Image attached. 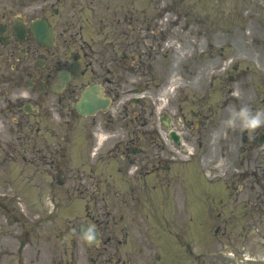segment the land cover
<instances>
[{"label":"rangeland","instance_id":"rangeland-1","mask_svg":"<svg viewBox=\"0 0 264 264\" xmlns=\"http://www.w3.org/2000/svg\"><path fill=\"white\" fill-rule=\"evenodd\" d=\"M70 1L65 0L64 3H60V7L66 6L69 14L73 15ZM80 1L78 5H83L86 9L85 13L80 12L77 18L86 15L96 19L104 18L102 23L105 27L107 24L106 29L112 25L110 29L115 31V48L111 43L103 42L98 46L102 52V59L109 58L114 50L118 54L121 44L127 45L128 34L125 33L127 26L122 24L123 27L120 28L116 24L119 23L116 22V18L120 17V13L131 11L128 23L133 19V25L130 24L132 48L144 50L150 55V71L154 74L156 70L153 67L161 65L163 55L168 58L165 66L164 88L171 83L168 81L171 77L170 73L174 71V79L181 82L182 88L179 86L169 100L165 101V109L169 104L173 108L181 104L189 109L190 105L183 103L189 96L194 97L196 104L210 117L201 137L194 135V132L199 130L197 128H190L187 131V143L192 144L189 145L187 153L184 155L176 153L177 158H174V161L182 164L178 165L179 179L172 192L179 194V187L181 190L190 188L192 193L189 215L187 213L185 216L183 212H176L175 218L178 221L180 216L181 223L184 221L180 228V235L187 236L190 241L193 236L195 237L196 264H264V145L240 143L241 130L239 129H233L230 134L231 139L225 138L224 133L227 128L223 124L233 107L247 105L254 112L264 110V0ZM23 3L36 15L47 13L43 5L45 0H30V2L29 0H0V22L4 15L7 16V22H10L13 14L25 11L22 9ZM165 6L169 8H164ZM111 18H115L114 24ZM161 27H163V33L166 29L172 28L177 35L168 36L167 39L162 40L159 36ZM93 28H95L94 25ZM98 33L99 29H93L85 36L86 38L95 37ZM105 36L106 33H103L96 39L100 41ZM151 39L154 44L151 43ZM160 44L164 50L159 51L155 48ZM170 46H172L171 49ZM152 50L159 53L158 56H154ZM201 50H203L202 54L199 53ZM119 63L121 62L117 60L116 67L111 66V69L116 72L118 69L120 76L124 72L127 74V69L125 71ZM69 65H72L71 60ZM183 67L189 68V71L183 70ZM2 73L8 77L11 75V69L7 66L3 49H0V205H11L12 210L11 213H7L0 206V220L13 222L16 217L21 220V223L24 222L25 226L23 227L22 224L20 227L15 226L14 230L17 229L20 235L17 238L16 234L14 236L7 234L9 232L6 230L9 228L4 224L5 244L4 248L0 249V264H37L38 255L34 247L37 243L43 253V255L41 253L43 260L38 264H50L55 255L59 256L63 252V248L54 237L55 233L60 228H65V220L75 218L78 210L84 209V202L77 192V187L81 185L77 184V179L72 177V174H78V171L83 169L88 171L89 167L97 168L98 172L100 170L104 172L106 169L105 173H114L118 170H111V167L105 164L109 162L108 153H104L103 156L102 150L88 149L87 143L93 146L94 138L92 139L93 135L91 136V133L85 130V124L100 125L99 131L106 135L103 142L105 144L103 148L106 149L109 143H119V141L113 142L114 138L110 137L109 133L122 126L123 122L113 118L105 120V124L103 120L101 123L100 119L81 120L64 125L62 132H58L59 136L51 139L53 141L48 142L44 139V132L39 137H35L28 126L29 121L34 123L33 119L26 115L24 117L21 113L19 120L18 116L12 115L7 108H4L10 107L11 102L7 99L6 90L9 88L7 83L12 78H2ZM122 79L118 77L119 82ZM142 83L137 78L134 86L143 85ZM2 89L5 94H2ZM234 93L238 94L234 95ZM228 105L229 107L224 108ZM126 107H129L126 99L114 103L106 115L110 117L117 108ZM2 108H4L3 112H1ZM13 116L17 118L19 124L12 121ZM203 118L206 119V117ZM126 128L123 130L124 135L129 131ZM234 130L237 131L236 139H233ZM257 131H264V127ZM60 136L67 141L62 144L69 151L68 160L72 161L70 165L75 166L74 169L68 170L70 182L62 186L56 183V168L49 170V167L38 163L37 160L35 163H27L23 160L27 150L36 152L37 145L40 146L45 141L61 143ZM15 143L19 144L17 151L21 153L17 157L13 153ZM47 147L50 151V145ZM27 155L31 156L30 153ZM32 158L37 159L33 156ZM185 160L189 161V164L185 163ZM33 164L35 167L48 169L49 176L31 179ZM22 171L27 173L21 174ZM105 176H102L103 183L112 180L106 174ZM205 181L208 183L206 184ZM101 187L103 188L104 185L102 184ZM70 190H72L71 195L68 194ZM217 196L224 200L220 202ZM87 198V203L92 204L89 208V213L92 214L98 208L99 198L95 201L93 196ZM114 199L115 201L108 196L99 201L100 220H109L107 212L113 208V203H117V197ZM181 200L182 196H179L177 201L179 210L181 207L186 209ZM84 214V211H81L79 215L84 216ZM81 219L82 217L77 218L72 224L77 225ZM40 224L44 225L41 229V240H31L30 244L20 251V244L25 239L22 232ZM218 229H220L219 233H217ZM102 230L103 234L108 233V228L103 226ZM76 240L80 249V251L77 250L80 258L75 259L72 264H93L89 254V251L93 249L88 246L84 248L82 241H79V238ZM70 248L68 251L72 252ZM44 251L48 253L44 254ZM77 257H79L78 253ZM55 264H60V261L57 260Z\"/></svg>","mask_w":264,"mask_h":264},{"label":"flooded vegetation","instance_id":"flooded-vegetation-1","mask_svg":"<svg viewBox=\"0 0 264 264\" xmlns=\"http://www.w3.org/2000/svg\"><path fill=\"white\" fill-rule=\"evenodd\" d=\"M129 16L130 12L125 15V22ZM132 21L128 23L129 26H131L130 24L133 25ZM26 24L28 23L26 22ZM62 26L72 29V24L69 23L68 19H66ZM59 29L60 26L57 24L56 31L58 30V34L61 36L70 32L69 29L59 32ZM108 39L109 36L104 38L103 43L110 44L111 41H108ZM86 45L87 47H91L89 43H86ZM130 46L131 39L129 32L127 49ZM81 47H84V43ZM10 48H13V53L17 50H24L23 55L27 53L32 56L33 54L34 58L37 56L36 53L39 52L38 46H36L31 38L25 43L11 39ZM127 56L126 53H123V61L126 60ZM84 57H87V55L85 54ZM136 58L135 56L128 59L129 62L135 63ZM142 59L143 55L139 54V62ZM114 60L116 61L117 57ZM16 61L18 62V68L23 67L22 72L32 78V81L28 84L32 89L30 98L34 101V105L39 104L41 101H37L38 98H41L47 89L51 90V88H54L58 79L57 74L61 70V67L49 64L45 57L41 67L34 69H31L34 66L32 62H30V67H28L24 65V60L17 59ZM38 63L39 61H37V65H39ZM82 63L86 68L82 74L85 75L88 72V68L93 67L91 72L94 75V80L97 82L96 84H100L103 87V91L107 97L113 98L117 95L115 75L108 69V67L114 65V61L101 60L99 57L97 60H83ZM102 68H107L109 79H105V76L102 75ZM76 93L75 89L71 90L69 97H75ZM191 114L194 117L199 116V113L196 111H192ZM123 120H128L127 127L134 128L130 133V143L114 145V149L124 160L120 168L123 173L119 172L123 176L125 184L123 197L119 198L118 202L113 205V208L107 212L109 220H100V199L97 203L98 208L92 214L89 213V208H87V215L81 219L82 223L93 227L100 233V241L94 246L93 251H89L91 255L90 260H92L93 264H196V241L194 238H191L190 241L187 236L180 235V224L168 218L164 212L166 206L168 209L179 206L177 203L171 202L173 199L170 198V194H168V197L163 195L166 180L165 173L168 170L171 171L172 168L166 165L164 155L162 154L165 151L169 153V147L166 143H144L150 136L149 131L155 129V121L153 119H144L139 113L135 114V111H125ZM183 121L182 126L179 125V129L182 131L187 129L185 124L187 118L185 115L183 116ZM155 132L153 131L151 135L156 134V138L159 139L158 135H161L160 131L156 129ZM255 136V134L250 136L247 132L242 137V143H256ZM136 150L139 151V154L134 155L133 152ZM149 178L156 181L153 191L159 187L160 195L157 196L159 197L160 205L152 203L154 202L153 197H148V194H150L148 192ZM79 180L81 187L78 190H81L82 193L85 191L89 193L90 189L86 187L83 173L80 174ZM171 183L168 182L167 186L170 187ZM92 185H98V183L93 182ZM118 191H114L115 197L120 196L121 191ZM93 194L95 195L96 191H93ZM98 198L96 197L93 200L95 201ZM161 202L163 203L161 204ZM160 206L164 207L162 211L159 210ZM103 226L108 228L107 234H102ZM72 231V226H70L64 230V233L72 235ZM83 241L85 242L84 239ZM69 242L74 251L72 254H69L68 251L66 252V256L70 255V260L63 259V264H72L75 259L78 258L79 260L80 258V253L77 252L79 248L76 238L72 237ZM77 253L79 257H77Z\"/></svg>","mask_w":264,"mask_h":264},{"label":"clouds","instance_id":"clouds-1","mask_svg":"<svg viewBox=\"0 0 264 264\" xmlns=\"http://www.w3.org/2000/svg\"><path fill=\"white\" fill-rule=\"evenodd\" d=\"M237 94L234 93V95ZM223 124L228 129H239L254 133L256 130L264 127V110L254 112L247 105H242L239 108L233 107L229 112L228 118L223 121Z\"/></svg>","mask_w":264,"mask_h":264},{"label":"water","instance_id":"water-1","mask_svg":"<svg viewBox=\"0 0 264 264\" xmlns=\"http://www.w3.org/2000/svg\"><path fill=\"white\" fill-rule=\"evenodd\" d=\"M37 28H41V30H44L45 29L44 23L38 22V25L35 26V29H37ZM45 38L46 37H44V39ZM51 38H52V35L49 34L47 36V39H51ZM88 96H90L89 91H87V93L85 94V97H88ZM80 107H83V112H82L83 114H86V113L92 114L93 111L97 108V104L91 100H88V102L86 104L85 103L81 104Z\"/></svg>","mask_w":264,"mask_h":264},{"label":"bare ground","instance_id":"bare-ground-1","mask_svg":"<svg viewBox=\"0 0 264 264\" xmlns=\"http://www.w3.org/2000/svg\"><path fill=\"white\" fill-rule=\"evenodd\" d=\"M168 30H170V29H167L166 31H168ZM171 31V30H170ZM171 49V48H170Z\"/></svg>","mask_w":264,"mask_h":264}]
</instances>
